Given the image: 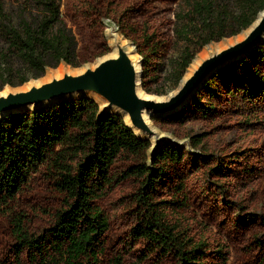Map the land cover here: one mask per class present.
Instances as JSON below:
<instances>
[{
  "label": "trees",
  "instance_id": "trees-1",
  "mask_svg": "<svg viewBox=\"0 0 264 264\" xmlns=\"http://www.w3.org/2000/svg\"><path fill=\"white\" fill-rule=\"evenodd\" d=\"M61 4L62 0H0V90L39 78L62 62L72 66L83 62ZM263 10L264 0H184L174 13L172 39L145 25L138 37L142 41L137 42L143 88L163 94L167 86L179 85L201 47L239 34ZM127 25L128 31L133 29V24ZM170 46H178V54L167 64L163 48ZM163 72L168 77H162ZM228 81L247 98L257 94L264 98V41L212 73L177 118L207 114L220 86ZM152 149L151 140L138 135L121 114L102 113L87 95L1 116L0 214L10 218L18 252L29 246L33 264H105L109 222L97 201L131 177L139 183L131 235L147 241V255L172 257L175 264H207L205 242L169 218L166 209L184 203L158 200L161 179L182 161L184 152L170 145ZM122 159L128 163L116 171ZM37 176L64 200L52 225L39 234L24 227L22 212L14 214L19 195ZM113 264H123V258L116 257Z\"/></svg>",
  "mask_w": 264,
  "mask_h": 264
},
{
  "label": "rangeland",
  "instance_id": "rangeland-1",
  "mask_svg": "<svg viewBox=\"0 0 264 264\" xmlns=\"http://www.w3.org/2000/svg\"><path fill=\"white\" fill-rule=\"evenodd\" d=\"M183 3L184 0H62V16L76 34L83 62L78 66L62 62L49 67L43 76L30 78L17 87L7 85L0 94L6 91L3 96H7L43 82L78 76L94 70L106 59L117 58L121 52L135 67L137 62L141 64L137 42L142 41L138 37L145 25L150 32L172 39L174 13ZM128 23L133 24L130 31ZM249 29L201 47L184 77L188 73L192 76L204 61L240 42ZM177 54L178 46L163 48V61L168 64ZM232 61L225 62L212 73ZM162 77H168L167 72H163ZM137 82L141 92L150 96L148 100L165 102L183 80L175 87L167 86L163 94L147 92L140 73L136 75ZM233 83L228 81V85L220 86V95L216 96L207 114L197 112L195 117L183 121L177 118L178 112L196 92L173 112L149 113L145 119L144 109L142 120L149 135L139 129L143 133L140 136L149 138L154 150L166 145L183 150L182 161L175 163L161 179L158 200L178 199L184 203L166 210L169 218L179 221L190 236L205 242L206 263L222 264L226 260L225 264H264V98L261 94L247 98L237 92ZM97 102L102 113L121 114L112 110L106 99ZM127 163L120 160L115 170H122ZM138 191V181L130 177L97 201L109 222L104 236L105 264H113L116 257L123 258V264H175L172 257L160 258L156 253L147 255V241L132 237L131 230L137 222L134 198ZM62 208L63 196L37 176L19 195L14 214L22 212L24 227L39 234L52 225L55 214ZM13 228L8 215L0 214V264H17L18 260L22 264H33L29 246L18 252ZM219 250L225 259L218 256Z\"/></svg>",
  "mask_w": 264,
  "mask_h": 264
},
{
  "label": "water",
  "instance_id": "water-1",
  "mask_svg": "<svg viewBox=\"0 0 264 264\" xmlns=\"http://www.w3.org/2000/svg\"><path fill=\"white\" fill-rule=\"evenodd\" d=\"M261 40L264 41V16L244 40L204 61L185 85L165 102H155L137 96L131 86H135L136 75L138 73L141 75V71L137 72V65L134 67L128 56L121 52L117 58L106 59L100 62L94 70H87L78 76H66L61 80L47 82L41 87L33 86L28 91L1 96L0 117L8 113L26 110L24 109L26 105H29L30 109L32 105H38L44 101L53 103L66 97H75L77 92L92 90L102 94L104 99L109 102L110 107H117L128 112L133 125L148 134L142 120L144 109L150 111L151 114H164L177 109L189 100L200 84L207 80L217 67L246 55L251 50L249 47L259 45ZM140 65L142 68V64Z\"/></svg>",
  "mask_w": 264,
  "mask_h": 264
},
{
  "label": "bare ground",
  "instance_id": "bare-ground-1",
  "mask_svg": "<svg viewBox=\"0 0 264 264\" xmlns=\"http://www.w3.org/2000/svg\"><path fill=\"white\" fill-rule=\"evenodd\" d=\"M263 12L264 11H262L260 14H259V16L257 17V19L254 21V23L249 27V28H251V30L252 29H254L258 24H259V22L261 21V18H262V15H263ZM250 30V29H249ZM250 30V31H251ZM250 31H248L243 37H241L240 38V42L242 41V40H244L247 36H248V34L250 33ZM235 45V44H234ZM254 46H250L249 47V49H252ZM117 46H115L114 47V53H116V51H117ZM200 59V58H199ZM102 61V60H101ZM194 64H195V62L192 64V66H194ZM141 71V67H140V62H137V72H140ZM191 77V75L188 73L187 75H186V77H184L182 80H183V82H182V84H181V86L179 87V89L175 92V93H173V94H171L166 100H168L169 98H171V97H173L184 85H185V83L188 81V79ZM45 83H47V82H43V83H41V84H39V85H36L35 87H41V86H43ZM125 83H127V81H125ZM131 87H133V89H134V91H135V93L137 94V96H139L140 98H143V99H149L150 98V96H147V95H145V94H143L141 91H142V89H141V86L139 85V83L137 82L136 83V85L134 86V85H132ZM31 89V87L30 88H28V89H25V90H23V91H28V90H30ZM9 93V92H8ZM12 93H16V92H12ZM7 94V92L5 91V92H3V93H1L0 94V96L2 95H6ZM75 95L76 96H80V95H88V96H91V97H93V98H96L97 99V101L98 100H101L102 98H104L103 96H102V94H100L99 92H96V91H92V90H83V91H80V92H77V93H75ZM67 98V97H66ZM51 101H44V102H41V103H39L38 105H32L31 106V108H36V107H39V106H42V105H45V104H48V103H50ZM30 106L29 105H26L25 107H24V109H28ZM111 109L112 110H116L117 112H120L124 117H125V120H126V123H127V125L128 126H130L138 135H140L141 134V136H143L142 134V132L139 130V128H137L136 126H134L133 125V123H132V121H131V118H130V115H129V113L128 112H125V111H123L122 109H120V108H117V107H111ZM173 112V111H172ZM149 113H150V111H147V110H145L144 111V113H143V115H144V117H145V119H147L148 118V115H149Z\"/></svg>",
  "mask_w": 264,
  "mask_h": 264
}]
</instances>
